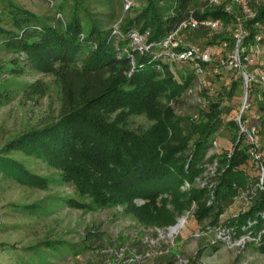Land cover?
Returning a JSON list of instances; mask_svg holds the SVG:
<instances>
[{"label":"trees","instance_id":"obj_1","mask_svg":"<svg viewBox=\"0 0 264 264\" xmlns=\"http://www.w3.org/2000/svg\"><path fill=\"white\" fill-rule=\"evenodd\" d=\"M118 1L63 0L55 9L58 17H45L25 10L12 0H1L0 49L8 50L13 58L7 67L0 66V78H4L0 82V105L9 103L18 92L13 82L7 81L27 73L54 78L59 105L53 113L45 114L0 148V173L22 185L36 183L45 189L49 178L36 173L31 165L34 159L44 162L58 170L65 183L88 197L87 203L61 198L72 207L85 210L121 207L126 215L146 228L174 224L192 202L197 206L196 221L214 215L217 222L222 208L236 195L237 189L251 183L244 170L247 145L241 137L238 139V126L232 119L223 123L219 117L220 103L233 97L243 83L242 78L231 79L224 98L210 100L205 110H198L196 119L177 117L173 108L190 84V77L174 78L157 57V44L192 11L199 20H221L226 30L233 29L234 16L241 14L238 9L232 14L223 8L200 11L205 0H137L140 10L126 22L121 21L123 37H116L110 27L117 18L114 5ZM249 5L254 17L243 23L247 34L240 45L242 57L256 45L257 36L264 38V1L250 0ZM108 7L112 8L110 12H98ZM132 11L134 7L127 13ZM132 32L146 34L148 51L141 53L129 47ZM191 33L207 39L209 46L221 42L234 46L232 36L225 33L209 36L203 29ZM21 90L27 98L37 99L48 94L49 86L36 80ZM255 101L259 113L253 122L263 140L264 87L255 91ZM134 116H144L150 125L139 131L130 130L129 119ZM242 120L245 122L246 117ZM222 125L223 132H218ZM217 132L228 133L232 155L227 159L226 149L217 155L220 165L228 163V167L218 178L216 202L208 207L205 189L182 191L180 185L202 172L203 158ZM24 158L30 161L26 165ZM137 200L143 202L139 204ZM262 209L264 191L257 190L254 205L231 225L240 230L245 219L254 218L253 230L263 229L264 218L258 214ZM33 215L43 214L39 211ZM93 234L88 232L89 236ZM260 237L256 248L264 252V232ZM44 242L50 251L71 250L75 255L79 252L78 245L63 238H47ZM86 244L83 242V248L89 246ZM207 245L214 250L217 247V244ZM14 246L0 243V248L5 250L21 249ZM29 251L37 253L38 247L27 250L25 255L31 257ZM35 259L31 257V261Z\"/></svg>","mask_w":264,"mask_h":264},{"label":"rangeland","instance_id":"obj_2","mask_svg":"<svg viewBox=\"0 0 264 264\" xmlns=\"http://www.w3.org/2000/svg\"><path fill=\"white\" fill-rule=\"evenodd\" d=\"M12 1L27 11L45 17H58L55 9L63 2V0H53V2L48 0ZM132 2L134 11L130 13L125 12L120 0L116 2L114 8L117 18L110 28L120 20L124 23L136 15L141 4L137 0H132ZM110 8L99 9L98 12L108 13L111 11ZM219 33L231 35L233 38L232 27ZM187 38L202 47L209 46L206 45L207 39L202 36L189 33ZM212 48L215 59L224 58L232 51L228 45L225 49H221L219 44ZM254 51L255 49H252L246 54L247 63L244 65L245 70L254 80L251 84L249 83L247 102L250 106L244 114L246 125H250L252 120L258 116L255 91L264 87L259 82V78L264 77V54ZM12 58L13 55L8 50L0 49V66L7 67V63ZM177 69L178 72H175L179 80L180 76H186L190 77V83L196 82L197 78L192 75L189 68L183 66ZM236 78V73L233 70L219 69L212 74L210 69L205 78L204 91L211 92L213 98H224L223 94L228 90L230 80ZM36 80L45 82L49 86V92L44 97L29 99L21 90L22 86ZM3 81L4 78H0V82ZM7 82H13V87L18 92L9 103L0 105V148L19 133L34 125L45 114L53 113V110L57 109L59 105L57 86L54 83V78L50 76L27 73L18 78H10ZM259 94L258 92L257 96L261 98ZM243 97L244 86L242 83L234 91L233 97L224 101L223 112L226 118L231 119L236 116L242 107ZM198 110L199 108L192 104L190 98L183 92L178 104L173 108V114L177 117H192L193 114L198 113ZM128 125L130 130L139 131L147 128L150 122L144 116H134L129 119ZM227 134L224 132L217 137L219 152L231 148V140L226 136ZM259 141L264 154V139H259ZM120 152L122 151L120 150ZM114 155L117 157L116 153ZM24 160L25 165L27 161V163L30 162L25 158ZM34 160L31 161V165L36 173L46 176L50 180L45 189L36 183L32 186L22 185L12 179H6L0 173V243L4 241L10 245L15 244V248H21L16 250L0 248V264H23L22 260L24 264H46V262L48 264H241L243 261L247 264H264V253L250 243L242 249L238 246L229 247L222 242L217 244L215 250L207 245L214 236V227L219 224L232 227L233 220L238 218L241 213L247 212L255 201L249 207L247 202L250 200H245L244 197L238 195L236 198L232 197L227 206L222 208L223 212L219 215L217 222H214V215H205L201 221H196L194 214L197 206L195 202H192L190 206L194 203V211L188 217L185 227L174 237H168L165 232H161L162 230L157 231L138 225L123 212L121 207L111 206L97 210L72 207L61 198L69 197L77 199L81 203H87L88 197L81 195L73 185L65 183L58 170L41 161L35 160V163ZM244 170L253 184L257 178V171L252 167H245ZM188 183L190 185L188 189L183 190L181 185L180 189L189 191L191 188H198L194 179ZM240 189L243 188L240 187ZM243 192L240 190L241 195ZM255 197L256 200L257 195ZM213 205L214 203L207 206L213 207ZM14 208L22 213L15 211ZM263 210H259V212ZM39 211L43 214L41 217L39 215L32 216V213ZM248 221L254 222L255 219L247 218L244 223L246 224ZM89 231L94 233L93 236L88 235ZM195 232H198L199 235H195ZM47 238L68 240L78 245L79 252L75 255L71 250H63L61 253L50 251L44 242ZM83 242H87L86 245L89 246L83 248ZM169 244L170 246H168ZM33 247H38L37 253L29 251L31 257L36 258L35 261H31V257L25 255L27 250ZM50 253L51 255H48ZM135 255L140 257L134 262L127 261L129 256Z\"/></svg>","mask_w":264,"mask_h":264},{"label":"built area","instance_id":"obj_3","mask_svg":"<svg viewBox=\"0 0 264 264\" xmlns=\"http://www.w3.org/2000/svg\"><path fill=\"white\" fill-rule=\"evenodd\" d=\"M125 12L129 11L134 4L132 0H122ZM250 0H205L204 5L200 8V11L204 9H215L223 8L226 13H234V9H238L241 16H234L233 24V39L234 46L232 51L227 54L224 58L215 59L213 57V46L202 47L199 44L189 40L187 34L198 30L203 29L208 31V35L211 36L213 33H219L225 29V25L221 20L213 19H196L194 17V11L190 13L187 19L182 21L176 29L170 32L164 39H162L158 44L157 57H159L167 66L171 74L176 77L178 72V67H187L191 71L197 80L195 83H190L186 86L184 94H186L192 104L196 105L199 109L205 110L210 102L213 100L211 92L204 91L206 87L205 78L209 74L210 69L212 74L216 73L219 69L233 70L236 73L237 77H241L244 86V97L243 103L240 111L236 114L234 120L238 126V139L241 137L243 143L247 145V167H252L257 171L256 181L252 184V181L246 188L237 189L236 196H242L245 200H250L247 203L250 207L253 201H255V196L257 195V190H264V154L262 153V145L259 141V127L253 120H256L255 117L252 120L250 125H246L242 117L245 114V110L249 108L248 99V84L252 80L250 76L247 75L244 68V63L246 61V55L242 57L243 49H240L244 38L246 37V31L243 28V23L247 19H252L254 17V12L250 8ZM121 21L117 22L112 27V35L116 37H123L121 31ZM217 45V44H216ZM129 47L133 48L139 52L148 51L150 45L146 43V34H141L139 32H132L129 35ZM221 49L227 47L226 42L219 43ZM255 49V53L264 54V38L261 36L256 37V45L252 47ZM251 49V50H252ZM259 82L264 85V77L259 78ZM229 88V86H228ZM212 96V97H211ZM220 120L224 123L228 118L224 116V101L220 103ZM198 114L195 113L192 115L193 119H196ZM258 117V116H257ZM218 132H223V125ZM218 132L216 136L211 141L210 146L206 150L203 164L202 172L194 178V183L197 184L198 188L205 189V198L206 205H211L216 202L215 188L218 183V178L228 167V163L224 166L220 165L218 154H219V144L217 142ZM238 141V140H237ZM226 157L229 159L232 155V149L229 148L226 150ZM190 187L188 181L184 180L181 184L183 190ZM240 190H243V195L240 194ZM142 200H137V203H142ZM246 203V204H247ZM247 206V207H248ZM194 211V203L186 211H184L180 216H178L174 224L169 225L164 228H153L154 230L165 232L168 237H174L177 235L180 230L185 227L188 217ZM262 218H264V210L258 213ZM256 221H248L246 224L241 226V229L235 228V226L227 227L225 224H219L217 227L213 228L214 236L208 244H219L222 242L229 247H240L241 249L245 247L246 244H252L254 247L259 246L261 241V234L264 232V228L258 232L253 230V226ZM1 224V221H0ZM143 227V226H142ZM146 228V227H145ZM239 232V234H237ZM199 235L198 232L194 233ZM251 237V238H250ZM256 237V238H255ZM251 241V242H250ZM170 246V244L168 245ZM264 253V252H263ZM146 255L148 253L146 252ZM264 255V254H263ZM140 256H129L127 258L128 262H134ZM241 264H247L243 261Z\"/></svg>","mask_w":264,"mask_h":264}]
</instances>
